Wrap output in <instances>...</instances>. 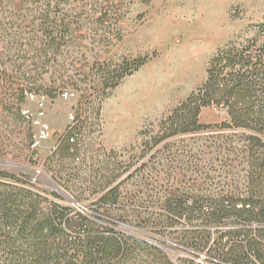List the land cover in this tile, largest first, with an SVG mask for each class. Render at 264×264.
I'll use <instances>...</instances> for the list:
<instances>
[{
    "label": "rangeland",
    "instance_id": "rangeland-1",
    "mask_svg": "<svg viewBox=\"0 0 264 264\" xmlns=\"http://www.w3.org/2000/svg\"><path fill=\"white\" fill-rule=\"evenodd\" d=\"M0 30V171L30 176L33 189L88 217L106 212L114 228L150 244L131 245L125 264H173L171 240L200 235L174 232L167 200L244 178L248 153L220 138L231 130L216 127L226 119L216 107L199 115L208 128L155 140L221 51L264 53V0H0ZM53 31L60 45L51 46ZM114 69L122 75L107 82ZM40 127L51 136L33 147ZM71 128L74 156H54ZM113 186L120 204L99 208Z\"/></svg>",
    "mask_w": 264,
    "mask_h": 264
},
{
    "label": "trees",
    "instance_id": "trees-1",
    "mask_svg": "<svg viewBox=\"0 0 264 264\" xmlns=\"http://www.w3.org/2000/svg\"><path fill=\"white\" fill-rule=\"evenodd\" d=\"M46 16L51 26L56 24L50 10ZM48 37L51 46L60 45V35H55V31ZM144 62L138 61L137 67ZM129 66L126 63L122 69L127 70ZM119 69L107 71L104 76L107 82L119 75ZM24 76L29 83V74ZM205 107H216L226 114V119L216 127L231 130V133L220 138H227L232 150H237L240 142L246 148L245 177L250 181V194L242 201V207L237 205L239 200L217 201L207 213L199 206L169 198L166 207L171 219L176 222L179 217L187 216L191 221L218 222L234 215L247 224L256 221L264 225V53L221 51L211 60L204 84L174 110L166 122L165 133L155 143L175 134L208 128L199 123V115ZM76 130L69 129L60 139L54 156L67 160L74 156ZM0 177L15 180L13 184L0 181V264H125L134 252L131 245H150L114 228L110 223L111 215L107 216L106 212L96 211L95 216L88 217L72 206L49 199L32 188L37 184L28 175L20 179L0 171ZM119 189L113 186L105 191L98 207L119 205ZM239 235H231L229 242ZM257 235L253 237L252 230H248L242 242L219 245L210 255L229 264H256L254 258L264 264V228L259 229ZM196 239L198 237L186 241L196 244L192 245L196 249L207 246L197 245Z\"/></svg>",
    "mask_w": 264,
    "mask_h": 264
},
{
    "label": "built area",
    "instance_id": "built-area-1",
    "mask_svg": "<svg viewBox=\"0 0 264 264\" xmlns=\"http://www.w3.org/2000/svg\"><path fill=\"white\" fill-rule=\"evenodd\" d=\"M27 95L31 98L34 97L33 92ZM63 95L68 96V93L66 92ZM21 113L24 119L32 121L35 126H40L41 122L28 109H22ZM50 136L51 133L47 129L40 127L33 138V147L39 146ZM210 182L211 184L216 183L215 188L212 190L213 192L207 189L209 194H204L200 197L188 196L181 200V202L190 206H199L203 212L207 213L212 210V207L216 205L217 201L225 200L227 203L229 199L239 200L241 202L237 205L238 207H242V201L249 197L250 181L246 177L211 179ZM176 223L174 232H196L200 235L196 239L197 245L207 246L196 249L192 246L196 244L189 243L183 238L171 240L170 245H173V250L178 254L177 258L172 260L173 264H229L221 262L216 255H210V252L217 249L219 245H232L233 243L242 242L248 230H252L253 237H257V231L264 228V225L256 221L247 224L241 220H237L234 215L218 222H208L202 219L191 221L187 216H182L176 220ZM238 233L241 236H236L235 241L229 242L231 235L235 237ZM254 262L261 264L255 258Z\"/></svg>",
    "mask_w": 264,
    "mask_h": 264
}]
</instances>
